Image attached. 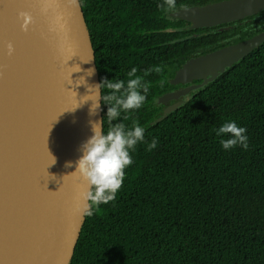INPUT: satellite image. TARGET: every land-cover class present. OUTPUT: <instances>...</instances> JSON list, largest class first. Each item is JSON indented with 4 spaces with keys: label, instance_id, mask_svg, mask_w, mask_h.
<instances>
[{
    "label": "trees",
    "instance_id": "16d2710c",
    "mask_svg": "<svg viewBox=\"0 0 264 264\" xmlns=\"http://www.w3.org/2000/svg\"><path fill=\"white\" fill-rule=\"evenodd\" d=\"M81 1L101 79L126 84L136 68L149 91L114 121L138 123L144 142L129 150L115 201L87 216L71 264H264V43L164 117L159 100L182 86L172 80L198 41L173 32L160 0L118 29L101 23L99 0ZM226 121L247 129V150L223 149Z\"/></svg>",
    "mask_w": 264,
    "mask_h": 264
},
{
    "label": "water",
    "instance_id": "95a60500",
    "mask_svg": "<svg viewBox=\"0 0 264 264\" xmlns=\"http://www.w3.org/2000/svg\"><path fill=\"white\" fill-rule=\"evenodd\" d=\"M9 2L15 29L2 31L0 50L18 42L28 55L0 70V264H71L87 219L77 211L86 185L72 173L93 135L89 120L104 118L103 103L91 117V101L83 103L88 87L102 81L96 51L81 0ZM262 10L264 0H233L174 16L200 28ZM21 13L31 17L27 31ZM262 43L264 32L187 61L172 84L188 86L160 98L177 101L163 116Z\"/></svg>",
    "mask_w": 264,
    "mask_h": 264
},
{
    "label": "clouds",
    "instance_id": "9594fccd",
    "mask_svg": "<svg viewBox=\"0 0 264 264\" xmlns=\"http://www.w3.org/2000/svg\"><path fill=\"white\" fill-rule=\"evenodd\" d=\"M159 7L171 11L176 8V0H164ZM24 23L22 29L27 31L31 17L27 13H21ZM8 54L11 55L13 47L7 46ZM159 72L160 68L148 69L150 72ZM137 69L132 68L128 73L129 79L126 84L123 80L103 79L99 84L88 87V95L83 103L91 101L89 116H96L101 109V103L108 106L106 117L100 120H89L93 135L81 145V157L75 162L76 171L86 185V190L81 193V202L77 211L82 215H93L96 207L101 204L107 205L116 199L125 178V169L133 163L129 150H135L139 142H144V128L139 124L126 128L123 123H114L122 112L139 109L146 100L149 84L143 83V77L137 76ZM94 74L89 69L88 75ZM134 77V78H133ZM141 90L144 94H141ZM107 122V130L105 123ZM247 129L240 127L234 121H226L216 130L223 149L230 150L237 146L247 150L249 147ZM158 139L153 138L148 143V150L155 149ZM72 162H67L65 167H72Z\"/></svg>",
    "mask_w": 264,
    "mask_h": 264
},
{
    "label": "flooded vegetation",
    "instance_id": "af4514ba",
    "mask_svg": "<svg viewBox=\"0 0 264 264\" xmlns=\"http://www.w3.org/2000/svg\"><path fill=\"white\" fill-rule=\"evenodd\" d=\"M230 1L233 0H176V8L174 10L166 11V8L160 7V11L164 14L161 18L169 21L171 26L176 27L172 29L174 33L185 32L193 40L198 41L196 48L189 55L188 61L217 52L228 46L236 45L264 32V10L242 19L200 28H194L191 22L180 20L174 16L181 10L204 8ZM163 3L164 0H160L159 4L162 5ZM148 4L149 0H99L101 23L111 24V27L116 26L117 29L125 25H127L126 27L132 26L134 24L132 15L136 5L142 6L143 11H147ZM195 82L193 84L202 83V81ZM187 86L182 85L170 92L181 90ZM174 103H177V101L164 104V107Z\"/></svg>",
    "mask_w": 264,
    "mask_h": 264
},
{
    "label": "bare ground",
    "instance_id": "6f19581e",
    "mask_svg": "<svg viewBox=\"0 0 264 264\" xmlns=\"http://www.w3.org/2000/svg\"><path fill=\"white\" fill-rule=\"evenodd\" d=\"M14 7L13 9H15ZM12 5L9 0H0V36L2 31L9 29L14 32L15 26L11 14ZM15 35V34H14ZM12 36L15 38V36ZM13 52L11 55L8 54V48L3 47L0 50V70L10 69L19 65L21 61L27 57L28 53L24 46L18 42L12 44Z\"/></svg>",
    "mask_w": 264,
    "mask_h": 264
}]
</instances>
